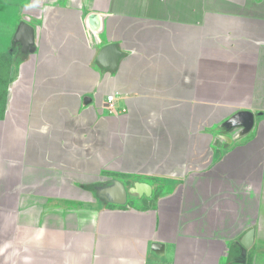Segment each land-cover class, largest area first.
<instances>
[{
  "label": "crops",
  "instance_id": "0c3cea01",
  "mask_svg": "<svg viewBox=\"0 0 264 264\" xmlns=\"http://www.w3.org/2000/svg\"><path fill=\"white\" fill-rule=\"evenodd\" d=\"M5 11L0 264H264V0H0ZM108 43L124 53L114 70L97 61ZM240 112L246 132L225 126ZM113 180L151 194L106 202L97 190Z\"/></svg>",
  "mask_w": 264,
  "mask_h": 264
},
{
  "label": "water",
  "instance_id": "95a60500",
  "mask_svg": "<svg viewBox=\"0 0 264 264\" xmlns=\"http://www.w3.org/2000/svg\"><path fill=\"white\" fill-rule=\"evenodd\" d=\"M90 26L94 29H97L99 26V19L97 14H91L88 17ZM95 25V26H94ZM13 43H19L21 51L27 53L30 48L34 45V29L31 25L24 21H20L15 32ZM124 54L117 44L108 43L104 45L98 55L97 61L104 68L109 70H114L118 65L119 58ZM243 112H240L233 116L229 121L225 123V126L229 125H242L243 131L246 132L250 129L252 120L244 118L245 121H240L238 119L239 115H242ZM247 114V112H245ZM128 194H138V195H150L151 187L147 182L143 181H134L130 186H126L123 182L119 180H113L111 184H108L104 187H99L97 190V195L105 200L106 202H114L123 204L126 202V197ZM254 229L250 228L245 234H243L238 240H236V245L240 246L243 252L249 248L253 242ZM159 246V244H155Z\"/></svg>",
  "mask_w": 264,
  "mask_h": 264
},
{
  "label": "rangeland",
  "instance_id": "374dc122",
  "mask_svg": "<svg viewBox=\"0 0 264 264\" xmlns=\"http://www.w3.org/2000/svg\"><path fill=\"white\" fill-rule=\"evenodd\" d=\"M13 17V13L11 12V11H5L4 12V14H1L0 13V20L2 21V23L4 22V23H6V22H10V19ZM7 45V46H6ZM3 47H5V48H8V43L7 44H5V45H3ZM5 52H8V53H10V50H9V48L8 49H6L3 53H5ZM4 57L7 59V55H4ZM7 61V60H6ZM8 67H9V65H8ZM0 70H1V73H2V77L3 76H6V71L5 70H7V62H4V66L3 67H1L0 66ZM199 214V213H198Z\"/></svg>",
  "mask_w": 264,
  "mask_h": 264
},
{
  "label": "built area",
  "instance_id": "2783aa9c",
  "mask_svg": "<svg viewBox=\"0 0 264 264\" xmlns=\"http://www.w3.org/2000/svg\"><path fill=\"white\" fill-rule=\"evenodd\" d=\"M112 100H113V95H109L107 96V101H108V106L111 107L112 106Z\"/></svg>",
  "mask_w": 264,
  "mask_h": 264
}]
</instances>
